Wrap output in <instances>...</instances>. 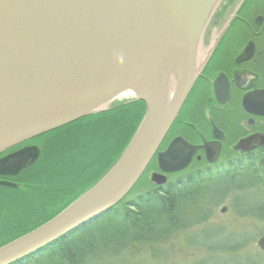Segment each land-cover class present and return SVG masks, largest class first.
<instances>
[{
	"label": "water",
	"instance_id": "1",
	"mask_svg": "<svg viewBox=\"0 0 264 264\" xmlns=\"http://www.w3.org/2000/svg\"><path fill=\"white\" fill-rule=\"evenodd\" d=\"M217 2L0 0V153L105 110L124 91L132 94L125 102L144 104L136 129L109 168L52 218L1 245L0 264L35 254L111 209L154 156L161 170L149 176L155 185L186 167L197 146L176 137L157 149L200 68L198 42ZM167 70L175 83L165 102ZM262 96L263 91L254 99ZM256 112L264 114L263 106ZM260 140L252 136L237 147ZM33 152L5 158L0 170H21L36 158ZM206 157L217 158L208 152ZM256 245L264 252V234Z\"/></svg>",
	"mask_w": 264,
	"mask_h": 264
},
{
	"label": "trees",
	"instance_id": "2",
	"mask_svg": "<svg viewBox=\"0 0 264 264\" xmlns=\"http://www.w3.org/2000/svg\"><path fill=\"white\" fill-rule=\"evenodd\" d=\"M143 105L135 99L122 102L33 138L41 142L37 141L38 158L12 173L18 189L0 186L1 224L14 228L13 236L0 246L52 218L96 182L132 136ZM224 165L234 166L229 161ZM156 188L118 202L88 224L11 264H88L100 256L165 243L178 230L206 222L232 191L234 209L240 200L236 191L264 192V159L258 167L240 162L233 170L190 172ZM50 207L57 208L50 211ZM250 209L252 213L238 216L264 221V204L254 203Z\"/></svg>",
	"mask_w": 264,
	"mask_h": 264
},
{
	"label": "flooded vegetation",
	"instance_id": "3",
	"mask_svg": "<svg viewBox=\"0 0 264 264\" xmlns=\"http://www.w3.org/2000/svg\"><path fill=\"white\" fill-rule=\"evenodd\" d=\"M197 58L200 68L157 152L181 137L197 148L176 173L190 166L193 172L233 170L240 162L258 167L264 159V114L256 112L264 108V0H218L198 42ZM261 91L263 96L254 99ZM252 136L261 140L237 147ZM32 139L0 153V158L37 147ZM206 152L216 155V161L208 162ZM225 161L234 166H225ZM5 171L0 170V179L14 181L15 174Z\"/></svg>",
	"mask_w": 264,
	"mask_h": 264
},
{
	"label": "rangeland",
	"instance_id": "4",
	"mask_svg": "<svg viewBox=\"0 0 264 264\" xmlns=\"http://www.w3.org/2000/svg\"><path fill=\"white\" fill-rule=\"evenodd\" d=\"M126 100L127 98L124 97H116L106 108ZM35 141H38L39 145L41 144L39 139ZM32 142L34 143V141ZM24 150H33V153L37 154L33 162L38 158V146L31 145L1 157L0 163L5 158ZM194 168V166H190L179 173H169L165 176L166 182L182 178L190 173L189 171L193 172ZM13 172V170H7L3 173L10 174ZM92 172L94 171H91V174ZM152 172L157 173L154 159L150 161L124 199L119 201L120 204L137 195L157 189L156 187L160 185H155L149 181ZM14 184L15 181L0 179V186L4 189L16 191L18 188H14ZM2 192L7 191L2 190ZM232 193L233 191L213 209L210 218L206 222L181 231L178 230L165 243L136 247L128 252L123 251L116 256H100L88 264H264V252L259 250L256 245L257 238L264 234V221L238 216L240 213H252L250 208L254 203L264 204V192L256 191V189L236 191L235 193H240V200L236 203V209L232 206ZM53 208L57 207H50L49 210L51 211ZM1 221L0 242L14 234L12 233L13 226V229L5 227L1 224Z\"/></svg>",
	"mask_w": 264,
	"mask_h": 264
},
{
	"label": "bare ground",
	"instance_id": "5",
	"mask_svg": "<svg viewBox=\"0 0 264 264\" xmlns=\"http://www.w3.org/2000/svg\"><path fill=\"white\" fill-rule=\"evenodd\" d=\"M168 70L166 71V82H165V89H164V98H165V102L168 101L170 95L172 94V91H173V87H174V84L175 83V76H169L167 74ZM132 94L129 92V91H124L122 93H120L117 97H124V98H127V99H132ZM111 103V101H107L102 107H105L107 105H109Z\"/></svg>",
	"mask_w": 264,
	"mask_h": 264
}]
</instances>
